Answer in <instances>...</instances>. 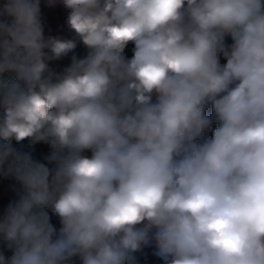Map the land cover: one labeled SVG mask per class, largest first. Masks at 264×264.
<instances>
[{"label":"clouds","instance_id":"clouds-1","mask_svg":"<svg viewBox=\"0 0 264 264\" xmlns=\"http://www.w3.org/2000/svg\"><path fill=\"white\" fill-rule=\"evenodd\" d=\"M60 2L88 50L60 74L77 40L45 38L40 0L0 22V264H264V0Z\"/></svg>","mask_w":264,"mask_h":264},{"label":"crops","instance_id":"crops-1","mask_svg":"<svg viewBox=\"0 0 264 264\" xmlns=\"http://www.w3.org/2000/svg\"><path fill=\"white\" fill-rule=\"evenodd\" d=\"M59 37L62 39H76L77 40V47L72 52H70L67 56L61 58V60H62V71H63V69H65L66 67H68L71 64L72 56L75 55L77 58H79V56L82 54L83 50L86 47L83 45V43L81 41H79L76 38L74 31H72L70 29H68V32L60 35ZM225 42H226V44L230 45L232 43L231 38L226 37ZM128 46H130L132 48L134 47V45L131 43H129ZM220 62H221V64L226 63V60L223 58V56H221ZM5 80H7V79L5 78ZM13 80L14 79H12V81ZM217 126H218L217 124L212 125L203 134L202 139L210 138ZM200 142H202V140ZM84 155L90 157L91 152L86 151L84 153ZM33 160L47 164L46 158L45 159L34 158ZM48 166L52 167V165H48ZM5 171H6V166H5L4 170H0V189L6 188L11 183V180H9V178H7L5 176V174H3ZM9 175H11V174H9ZM45 211L48 213V215L50 217V222L53 224V226L56 227L57 229H59V227H60L59 217L56 216L50 209H45ZM3 215H4V213L0 211V219L3 218ZM5 249H7L5 242L3 241L2 237H0V252H3ZM155 251H156V249H155L154 244H149V245L143 246L141 248V250L134 253L135 264H162V260L158 256L155 255ZM70 264H81V261L78 258H73L72 261L70 262Z\"/></svg>","mask_w":264,"mask_h":264},{"label":"trees","instance_id":"trees-1","mask_svg":"<svg viewBox=\"0 0 264 264\" xmlns=\"http://www.w3.org/2000/svg\"><path fill=\"white\" fill-rule=\"evenodd\" d=\"M6 2L7 0H0V22H7L10 24L12 22V17L8 16L4 11ZM40 12L42 22L45 24L44 36L46 39L50 36L58 37L68 32V10L63 7L60 0H53L51 5L48 0H40ZM207 114L211 115L209 113ZM214 124L215 123L212 125ZM3 174H5V172ZM5 176L11 180V183L6 188L0 189V211L3 213L9 203L18 199V192L20 191V185L15 180L14 176L9 174H5Z\"/></svg>","mask_w":264,"mask_h":264},{"label":"built area","instance_id":"built-area-1","mask_svg":"<svg viewBox=\"0 0 264 264\" xmlns=\"http://www.w3.org/2000/svg\"><path fill=\"white\" fill-rule=\"evenodd\" d=\"M132 50L133 48L130 46H127V48L125 49V53L126 56L128 58H131L132 56ZM87 49L85 48L82 52V54L79 56V58H83L87 55ZM45 52L48 53L50 55L49 50L45 49ZM48 66H49V70L52 73L55 74H60L62 73V60H50L47 61ZM47 72L45 73V75L47 76ZM207 113L211 114V106L209 105V108L207 110ZM3 115V111L0 110V116ZM12 147L18 151V152H22V153H27L30 154L31 157L34 158H41V159H45L46 157H48L51 154V147L49 144L45 143V142H39V143H31L30 140L25 139L23 141L17 142L15 140H12ZM84 154V153H83ZM3 253L6 256H10L11 255V251L8 249H5L3 251Z\"/></svg>","mask_w":264,"mask_h":264},{"label":"rangeland","instance_id":"rangeland-1","mask_svg":"<svg viewBox=\"0 0 264 264\" xmlns=\"http://www.w3.org/2000/svg\"><path fill=\"white\" fill-rule=\"evenodd\" d=\"M60 36V35H59ZM58 36V37H59ZM1 78V77H0ZM7 79L8 81H12V79H15V75L14 74H12V73H8V72H6V73H4L3 74V76H2V79Z\"/></svg>","mask_w":264,"mask_h":264}]
</instances>
